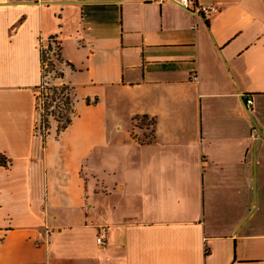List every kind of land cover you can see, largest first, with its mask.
I'll list each match as a JSON object with an SVG mask.
<instances>
[{"label":"crops","instance_id":"crops-1","mask_svg":"<svg viewBox=\"0 0 264 264\" xmlns=\"http://www.w3.org/2000/svg\"><path fill=\"white\" fill-rule=\"evenodd\" d=\"M196 2L0 0V264H264V0Z\"/></svg>","mask_w":264,"mask_h":264},{"label":"rangeland","instance_id":"rangeland-1","mask_svg":"<svg viewBox=\"0 0 264 264\" xmlns=\"http://www.w3.org/2000/svg\"><path fill=\"white\" fill-rule=\"evenodd\" d=\"M55 45H52V50L50 53V59L48 61L47 67L44 71V77L38 84L36 88V107L38 108L39 113V122L40 125V114L47 113V118L52 119H60V113L65 112V105L61 100L55 98L53 101L51 100L52 95V87L57 86L60 87L65 83H60V80L63 76L62 66H64V62H62L58 54V44L55 42ZM52 63L51 65L49 63ZM62 76H58V75ZM68 85V84H67ZM57 124V122H56ZM149 129H151V125H148Z\"/></svg>","mask_w":264,"mask_h":264},{"label":"trees","instance_id":"trees-1","mask_svg":"<svg viewBox=\"0 0 264 264\" xmlns=\"http://www.w3.org/2000/svg\"><path fill=\"white\" fill-rule=\"evenodd\" d=\"M48 50H51L50 43L48 44ZM58 51H59L58 56L60 57L58 59H60L66 65L71 66L69 62L63 61L60 55V49H58ZM46 52L47 51L40 49V61H44L45 59L47 60L48 57L45 55ZM48 61L49 60H47V64H48ZM49 64L51 65L52 63L50 62ZM58 76H62V75L60 74ZM43 77H44V73H41V80L43 79ZM71 90L72 88L67 84H63L60 87H57V86L52 87L51 100L53 101L55 98H58L65 105V112L60 113L59 115L61 120L52 119L53 121L57 122V132L63 130L66 126H68V124L71 122L72 117L74 116V111L72 107V91ZM40 117L41 118H40L39 132L44 134L47 131L48 127L50 126L51 120L47 118V113H41ZM3 162H4V157L0 155V163H3Z\"/></svg>","mask_w":264,"mask_h":264},{"label":"built area","instance_id":"built-area-1","mask_svg":"<svg viewBox=\"0 0 264 264\" xmlns=\"http://www.w3.org/2000/svg\"><path fill=\"white\" fill-rule=\"evenodd\" d=\"M174 1L177 5L182 7L183 9H186L188 11H191L192 13L199 14L204 18L209 17L215 10V6L212 3H199L196 2V0H172ZM50 43L51 45V50H52V45H55V41L53 39H50L48 44ZM48 44L47 45H42L40 49L47 51L45 55L48 57L47 60L50 59V53L51 50H48ZM47 60L45 59L44 61H40V70L41 73H44L45 68L47 67ZM253 100L252 98H247L246 99V104L247 108L249 109V106L252 105ZM37 131L39 132V125L37 126ZM255 132V129L253 130ZM252 132V135L254 134ZM104 236H105V227L101 226L99 230V234L96 237V242L99 244H102L104 242Z\"/></svg>","mask_w":264,"mask_h":264}]
</instances>
